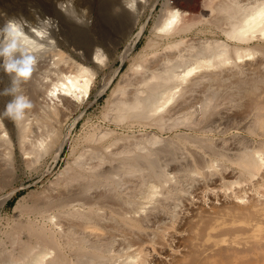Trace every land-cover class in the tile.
<instances>
[{"label": "bare ground", "instance_id": "6f19581e", "mask_svg": "<svg viewBox=\"0 0 264 264\" xmlns=\"http://www.w3.org/2000/svg\"><path fill=\"white\" fill-rule=\"evenodd\" d=\"M122 1L135 26L148 0ZM48 2L0 1V28L20 21L37 59L21 85L33 107L22 121L0 116V191L15 181V135L28 168L59 156L63 117L109 60L97 34L78 29L93 25L86 0ZM203 9L163 4L103 114L140 131L93 127L47 186L19 196L0 224V264H264V0ZM0 82L10 83L2 71ZM10 99L0 96V112ZM216 176L220 189L252 192L181 215L197 182L209 188Z\"/></svg>", "mask_w": 264, "mask_h": 264}, {"label": "rangeland", "instance_id": "374dc122", "mask_svg": "<svg viewBox=\"0 0 264 264\" xmlns=\"http://www.w3.org/2000/svg\"><path fill=\"white\" fill-rule=\"evenodd\" d=\"M27 1L41 11L45 10L50 5L48 2L49 0ZM120 2L122 3L123 1L86 0L88 8L86 16L92 18L93 25L90 29L85 26H80L78 29L86 33H96V37L101 41L102 48L107 53L109 60L107 63L97 68L96 80H94L95 82L91 89L89 98L83 102L78 109L73 111L72 114L63 117L65 120H63L62 129L64 147L59 156H57L55 151H53L50 154H47L35 168H28L24 161L26 156L24 157V153L21 150L15 135V144L13 147L14 163L16 162L15 181L13 185L11 184L9 185L10 187H5L4 191H0V200L3 199L5 195L7 196L13 189H17V192L8 201L5 208H0L1 225L5 226L7 216L13 214V207L19 196L30 190H40L42 187L47 186L50 183L49 181L58 175L67 163L71 161L73 157V150L78 151L81 148L79 146L80 141L83 140L87 132L93 127H111L119 133L133 131L138 133L140 131L141 128L139 127L128 128L110 123L104 119L103 114L106 111L108 100L114 96V90L119 81L128 72L134 58L142 51L148 42V39L152 36L151 30L156 23L163 4L168 2L169 5H175L177 8L194 15L205 13L203 9L204 0H148L146 8L142 10L138 23L135 26H131L130 14L121 9ZM64 3L66 4V2ZM65 23H68L67 20H65ZM69 25H71V22ZM72 26L74 25L72 24ZM142 26H144L142 35L140 38H137V33L141 30ZM189 36H193V34ZM133 43H135L134 46L126 54H124L128 45H132ZM2 82H0V91L4 89V84ZM12 122L14 121L12 120ZM166 135H174V132L167 133ZM77 144L79 147H77ZM230 172L231 171L228 170V173H226L225 176L227 175L229 178L233 177V174ZM216 177H213V181H210V189L206 188L204 181L200 183L197 182L196 187L193 188L192 195L189 199L184 201V205L182 204L184 207H181L182 209H180L181 215L187 213L188 209L197 206L199 203H202L205 206H210L214 202L217 205L220 204L219 206H224V202L228 203L233 200L235 192L244 193L247 191L249 194L252 192L251 189H253V187L251 183L250 185L244 184L238 187L236 186L234 189L235 192L225 191L224 188L220 189L221 180Z\"/></svg>", "mask_w": 264, "mask_h": 264}, {"label": "clouds", "instance_id": "9594fccd", "mask_svg": "<svg viewBox=\"0 0 264 264\" xmlns=\"http://www.w3.org/2000/svg\"><path fill=\"white\" fill-rule=\"evenodd\" d=\"M37 59L30 49L27 33L20 21L8 20L0 28V71L9 77V86L0 91V96H11L0 116L13 121H22L26 110L33 107L31 100L22 94L21 85L33 75Z\"/></svg>", "mask_w": 264, "mask_h": 264}]
</instances>
